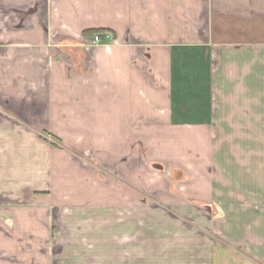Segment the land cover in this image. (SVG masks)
Segmentation results:
<instances>
[{
  "label": "crops",
  "instance_id": "crops-1",
  "mask_svg": "<svg viewBox=\"0 0 264 264\" xmlns=\"http://www.w3.org/2000/svg\"><path fill=\"white\" fill-rule=\"evenodd\" d=\"M0 97L30 128H0V264H168L131 237L157 200L221 217L169 264H264V199L225 172L264 153V0H0Z\"/></svg>",
  "mask_w": 264,
  "mask_h": 264
},
{
  "label": "rangeland",
  "instance_id": "rangeland-1",
  "mask_svg": "<svg viewBox=\"0 0 264 264\" xmlns=\"http://www.w3.org/2000/svg\"><path fill=\"white\" fill-rule=\"evenodd\" d=\"M104 40V38L101 40V42ZM1 98V97H0ZM3 109H6L2 106H0V128H10V126L13 128L14 125L21 126L22 130L24 129H30L24 127L22 122L15 121L9 115L3 111ZM244 125V123H242ZM34 133H42L37 132L35 129L33 131ZM47 133V132H44ZM257 136L255 137L254 134H251L252 137L245 139L243 138V141L251 142L256 144L257 146H264L263 141L264 138H261L264 133H255ZM47 135L42 134L41 137L46 138ZM48 137V136H47ZM27 141L28 139H23ZM49 141L51 138L48 139ZM262 142V145L260 143ZM255 145V146H256ZM263 149V148H261ZM81 156V155H80ZM243 156V157H242ZM238 158L237 162H232L230 160V163L232 165H226L225 172L226 174L232 178L233 180L237 182H242L245 178L250 181H252L254 184L253 186H247V188L252 189L253 191L257 192V196L261 199H264V153L262 154H252V155H242ZM246 158H245V157ZM87 157V156H86ZM85 157V158H86ZM242 157V158H241ZM150 165L152 169L155 168ZM259 165V166H258ZM244 166V167H243ZM262 167V168H261ZM249 168V172L244 173L242 170ZM253 168H261L259 170H254V174H252L251 170ZM153 170H147L150 173H153ZM157 173H159V177L161 178V183L163 184V187H160L158 189V192L162 193L163 196H168L171 199L174 200V203L177 205H183L185 206L186 199H185V188L186 183L183 181L185 180L183 177V174L178 169H175L174 167H161L158 169ZM157 177L152 176H145V182L151 183L156 182ZM148 186H146L147 188ZM241 188H243L241 186ZM157 191V189H155ZM143 195L146 197L154 196V193L151 192L149 194L148 190L142 192ZM152 198V197H151ZM154 199V197H153ZM151 205H154L153 207L155 209H160L161 212H157V217H152L149 212H152L150 209H146V211H141L144 217H141L139 219V226H142L144 228L143 233H138L131 235V237L135 239L142 240L143 238L145 242L146 252H150V255L153 256V254L161 252V260L163 262H174V260H180V262H184V249H182V244L184 241H186V238L188 239L189 236H192L193 242H206V232L207 229L213 228L212 231L215 233V229L217 230V226L215 223V220L218 221L221 219L217 218H209L208 213L204 210L201 212V217L195 218V217H185L184 215H179L177 211L172 210L169 208L164 202L161 201H153ZM182 213V212H181ZM205 216H204V214ZM214 215L219 214L218 210H215L214 206ZM184 214V213H182ZM101 220L104 221L102 218ZM138 221L136 220L135 223ZM197 222V223H196ZM2 223V220H1ZM218 223V222H217ZM155 229V232L153 230ZM53 235V233H52ZM210 237V235H209ZM214 241H217V239H214ZM5 261L10 264H20V260L23 259V254H20L19 252H15L14 254L9 255L8 257L3 256ZM173 257V258H172ZM172 258V259H171ZM148 261V260H146ZM152 260V262H154ZM155 264V262L153 263Z\"/></svg>",
  "mask_w": 264,
  "mask_h": 264
},
{
  "label": "trees",
  "instance_id": "trees-1",
  "mask_svg": "<svg viewBox=\"0 0 264 264\" xmlns=\"http://www.w3.org/2000/svg\"><path fill=\"white\" fill-rule=\"evenodd\" d=\"M104 31L105 30H103V29H93V30H91V31H89V33H91L92 35H94V34H96V33H104ZM42 132V134H45V135H47V136H51L49 133H44V132H46V131H44V130H42L41 131ZM41 137V136H40ZM41 138H43V139H45L46 141H47V139L45 138V137H41ZM54 138H56V137H54ZM57 139V138H56ZM58 140V139H57ZM49 143L52 145V146H55L56 145V143H54V142H50L49 141Z\"/></svg>",
  "mask_w": 264,
  "mask_h": 264
},
{
  "label": "built area",
  "instance_id": "built-area-1",
  "mask_svg": "<svg viewBox=\"0 0 264 264\" xmlns=\"http://www.w3.org/2000/svg\"><path fill=\"white\" fill-rule=\"evenodd\" d=\"M103 39V35L100 33H96L91 37V44H98ZM89 45H86V48H88Z\"/></svg>",
  "mask_w": 264,
  "mask_h": 264
}]
</instances>
